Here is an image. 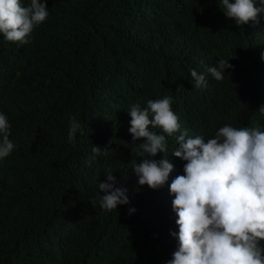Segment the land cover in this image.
Masks as SVG:
<instances>
[{"label": "trees", "instance_id": "16d2710c", "mask_svg": "<svg viewBox=\"0 0 264 264\" xmlns=\"http://www.w3.org/2000/svg\"><path fill=\"white\" fill-rule=\"evenodd\" d=\"M41 2L49 15L30 43L0 36V113L15 146L0 161V264H167L178 247L169 186L183 175L172 156L179 133L166 136L165 184L141 186L135 164L164 154L136 155L143 141L133 145L127 111L171 96L189 137L264 130V16L237 28L221 0ZM220 59L232 67L216 81L208 68ZM72 116L82 129L70 143ZM109 173L129 203L105 211L99 184Z\"/></svg>", "mask_w": 264, "mask_h": 264}, {"label": "clouds", "instance_id": "9594fccd", "mask_svg": "<svg viewBox=\"0 0 264 264\" xmlns=\"http://www.w3.org/2000/svg\"><path fill=\"white\" fill-rule=\"evenodd\" d=\"M221 0L223 15L237 28L264 16V0ZM49 15L46 2L30 0L23 6L21 0H0V36L5 41L24 45L30 43L33 30ZM264 60V53L261 54ZM232 65L220 59L208 73L220 81L225 70ZM195 87L206 86L204 74L190 71ZM258 111L264 115V106ZM129 133L132 143L139 144L140 157H155L159 161L143 159L133 167L138 184L158 189L165 184L173 165L169 162L166 136L176 138L178 148L172 156L185 161L183 175H178L169 186L174 196L172 208L176 214L178 233L177 250L167 264H264V130L261 128L224 125L214 138L207 142L200 137H189L181 131L179 118L172 110V97L150 100L147 106H129ZM160 129L162 134L149 130ZM10 124L0 113V161L8 157L14 144L8 139ZM82 125L75 116L70 118L68 140L71 143ZM93 146L94 154L107 151ZM105 183L99 184L100 207L105 211L116 210L128 204L127 190L115 187L112 173ZM134 209L130 210V212Z\"/></svg>", "mask_w": 264, "mask_h": 264}]
</instances>
